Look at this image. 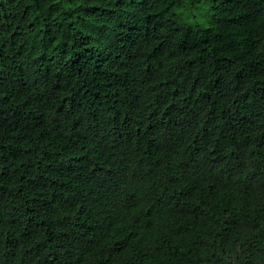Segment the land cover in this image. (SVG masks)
<instances>
[{"label": "trees", "instance_id": "trees-1", "mask_svg": "<svg viewBox=\"0 0 264 264\" xmlns=\"http://www.w3.org/2000/svg\"><path fill=\"white\" fill-rule=\"evenodd\" d=\"M0 264H264V0H0Z\"/></svg>", "mask_w": 264, "mask_h": 264}, {"label": "rangeland", "instance_id": "rangeland-1", "mask_svg": "<svg viewBox=\"0 0 264 264\" xmlns=\"http://www.w3.org/2000/svg\"><path fill=\"white\" fill-rule=\"evenodd\" d=\"M184 22L193 27L206 28L209 26L208 18L210 13V4H202L194 7H180L176 9Z\"/></svg>", "mask_w": 264, "mask_h": 264}]
</instances>
